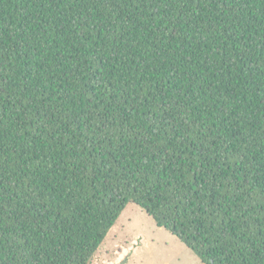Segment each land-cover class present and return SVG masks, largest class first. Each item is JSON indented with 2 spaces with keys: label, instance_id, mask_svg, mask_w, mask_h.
I'll return each mask as SVG.
<instances>
[{
  "label": "trees",
  "instance_id": "trees-1",
  "mask_svg": "<svg viewBox=\"0 0 264 264\" xmlns=\"http://www.w3.org/2000/svg\"><path fill=\"white\" fill-rule=\"evenodd\" d=\"M129 202L264 264V0H0V264H88Z\"/></svg>",
  "mask_w": 264,
  "mask_h": 264
},
{
  "label": "rangeland",
  "instance_id": "rangeland-1",
  "mask_svg": "<svg viewBox=\"0 0 264 264\" xmlns=\"http://www.w3.org/2000/svg\"><path fill=\"white\" fill-rule=\"evenodd\" d=\"M88 264H205L180 238L129 202Z\"/></svg>",
  "mask_w": 264,
  "mask_h": 264
}]
</instances>
